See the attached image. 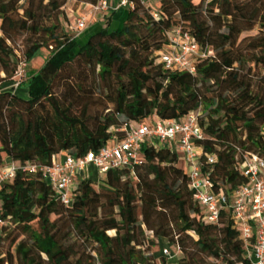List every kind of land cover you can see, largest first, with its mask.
Listing matches in <instances>:
<instances>
[{"label": "trees", "instance_id": "obj_1", "mask_svg": "<svg viewBox=\"0 0 264 264\" xmlns=\"http://www.w3.org/2000/svg\"><path fill=\"white\" fill-rule=\"evenodd\" d=\"M68 1L0 0V165L5 157L50 164L61 152L97 150L114 135L112 126L152 116L179 120L200 108L201 172L215 191L243 184L242 154L264 157V0H159L155 8L129 0L120 28L108 20L82 45L62 31ZM174 27L212 52L193 61L194 74L157 60ZM22 34L23 50L11 45ZM17 48L27 63L43 49L48 56L16 91L2 89L14 75ZM82 64L99 86L90 123L89 105L74 104L82 87L76 91L69 74ZM22 85L25 95L17 93ZM140 155L139 165L109 169L99 185L79 179L69 205L41 172L17 170L0 184V264H156L154 238L177 244L180 264H248L229 212L218 224L205 221L177 153L143 144Z\"/></svg>", "mask_w": 264, "mask_h": 264}, {"label": "built area", "instance_id": "obj_2", "mask_svg": "<svg viewBox=\"0 0 264 264\" xmlns=\"http://www.w3.org/2000/svg\"><path fill=\"white\" fill-rule=\"evenodd\" d=\"M139 1L143 5L147 4L146 0ZM68 4L69 2L65 5V11L70 12ZM79 4L83 5L82 12L75 15L70 25V29L76 34L93 18L105 12L116 11L121 7H133V2L129 0H118L114 5H110L108 0ZM211 53L209 48L201 47L188 32L174 27L167 33V42L158 51L157 60L165 68L194 74L193 61L197 58H206ZM15 59L16 69L8 85L13 91H16L28 77L27 61L18 48L15 49ZM200 113L201 109L198 108L179 120H164L155 116L147 123L123 122L110 128L114 135L97 150H89L78 156L61 152L46 165L38 163L19 165L13 162L0 171V184L12 179L17 170L41 172L60 202L69 205L72 191L77 186L76 180L93 178L90 169H95L97 179H101L109 169L132 168L139 165L143 161L140 155L143 144L166 146L179 154L185 162L188 186L192 190L193 199L205 209V221L218 224L221 213L228 211L245 242L247 263L264 264V157L253 152H244L239 170L246 181L229 193L215 191L211 180L200 169L202 149L196 144V140L203 138L197 124ZM115 134H120L121 137L118 138ZM214 159L212 155L207 157L208 162H213ZM173 246V251L170 247L163 248L162 254L167 258L179 254V246L177 244Z\"/></svg>", "mask_w": 264, "mask_h": 264}, {"label": "rangeland", "instance_id": "obj_3", "mask_svg": "<svg viewBox=\"0 0 264 264\" xmlns=\"http://www.w3.org/2000/svg\"><path fill=\"white\" fill-rule=\"evenodd\" d=\"M70 2V0L68 1ZM152 5L153 8H155L156 6L154 5V3H152V1L150 0V2H148V4ZM69 6V4H68ZM60 22H61V26H62V31L69 34V35H75L76 33L73 32V30H71L68 26V22L67 19L64 15H60ZM108 22V20L103 22V25H105ZM257 31H259V27H255L252 31L244 33V35H253L255 33H257ZM1 36V34H0ZM28 36H26L25 34H22L18 37H16L14 43H11V45H20L21 49L23 50L24 47V42L26 41L25 39H27ZM48 53L45 49L41 50L37 56L33 57L31 59V61L29 62V65H27V72L30 70V65L33 61H35L36 59H38L39 63L36 66V69L39 68L41 66V64L43 63V61L47 58ZM74 66H77L76 64ZM84 71V73L82 72L81 74H79L78 78H77V71ZM73 71H75L76 73H69L71 76V83L74 85V87L76 88L77 84H79L82 87V91H79L76 88V91H79L80 93H82V96L76 101L77 105H80L81 103H87L88 106V116L90 115V119L88 120V122H91V118L93 117L94 113H97V107L98 104H100V102H98L99 99L97 94L99 93V86L97 85L96 82H94L93 80V76L91 74V71L89 72V69L87 67H85L83 64L80 65L79 67H74ZM89 73V75H88ZM85 74H87V76H85ZM66 76H63L60 78V80L58 81V85L57 87H55V92L61 96L62 92L65 89V85H66ZM25 82V81H24ZM23 82V83H24ZM9 85V84H8ZM7 84H2L1 86L3 87L2 89H8L9 86ZM7 86V87H6ZM12 90V89H11ZM180 165V164H179ZM91 173V176H93V181H95V183L97 185H99L100 183V179H97L96 176V171L93 169H90L89 171ZM4 222L1 221L0 223V227L1 225H3ZM110 235H113V231H109L108 232ZM149 235V234H148ZM155 241V245L153 247H151L150 249V254L153 255V258L155 260L156 264H180V259H181V255L177 254L176 256L172 257V258H167L162 254V249L163 248H169L170 250L173 251L174 250V246L173 244L167 239V238H154ZM93 254H95L93 252ZM96 264H99L98 261H96ZM214 264H223L221 262H214Z\"/></svg>", "mask_w": 264, "mask_h": 264}, {"label": "crops", "instance_id": "obj_4", "mask_svg": "<svg viewBox=\"0 0 264 264\" xmlns=\"http://www.w3.org/2000/svg\"><path fill=\"white\" fill-rule=\"evenodd\" d=\"M117 1L118 0H108V3L110 5H114ZM146 1H147V4H148V2H150V0H146ZM151 1H152V3H154V5L156 7L158 6L159 0H151ZM149 5H151V3ZM69 6H70L71 11L70 12L65 11V17L67 19V22L69 23L68 26L70 28V25L74 21L75 15L82 12L83 5L79 4V3L76 4L73 1H70ZM127 11H128V8L121 7L119 9H117L116 11L105 12L102 15H100L96 18H93L82 31H80L79 33H77L73 36L74 39L78 42V45L84 44L91 34L96 32L100 27L104 26L103 22L106 20H109L110 29L120 28L124 22ZM38 63H39L38 59L33 61L30 65L31 66L30 70L39 69L41 66L36 69V66ZM43 63H44V61H43ZM27 65H29V62L27 63ZM17 93L21 94V95H25L26 94L25 86L22 85V87L17 91ZM152 118L154 119L155 116H152ZM178 162H179L180 166L185 169V167H186L185 162L182 160V158L179 154H178ZM12 163H13V161L9 157H5L3 159L2 165H0V171L3 168L10 166V164H12ZM93 170H95V169H93ZM93 178H91V179L93 180ZM78 180L79 179H77L76 181H78Z\"/></svg>", "mask_w": 264, "mask_h": 264}]
</instances>
